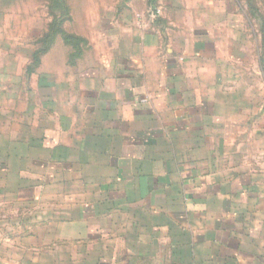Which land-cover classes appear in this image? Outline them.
I'll return each instance as SVG.
<instances>
[{
	"label": "crops",
	"instance_id": "0c3cea01",
	"mask_svg": "<svg viewBox=\"0 0 264 264\" xmlns=\"http://www.w3.org/2000/svg\"><path fill=\"white\" fill-rule=\"evenodd\" d=\"M86 4L0 36V264H264V0Z\"/></svg>",
	"mask_w": 264,
	"mask_h": 264
},
{
	"label": "rangeland",
	"instance_id": "374dc122",
	"mask_svg": "<svg viewBox=\"0 0 264 264\" xmlns=\"http://www.w3.org/2000/svg\"><path fill=\"white\" fill-rule=\"evenodd\" d=\"M65 4L66 14L61 10L53 9V0H0V36L1 38L5 36L9 37L12 30L15 29L17 36L23 34L30 26H32L33 32L38 33L40 29L46 30L49 28L52 19L61 20V25L67 26L68 29H84L83 27H78L76 25L77 19H80L79 15L82 14L80 10L84 5H87V0H62ZM234 2L236 0H233ZM240 4L249 5L250 9H255V4L263 3V0H237ZM84 4V5H83ZM252 5V7H251ZM242 8V7H241ZM4 12H9L10 18L13 20L5 21L4 25L1 24V15ZM63 15H62V14ZM255 19L257 21V29L259 27L263 30V10H258V8L253 12ZM87 14V11H84L83 15ZM73 21V22H72ZM75 21V23H74ZM259 26V27H258ZM15 27V28H13ZM259 34V33H258Z\"/></svg>",
	"mask_w": 264,
	"mask_h": 264
},
{
	"label": "trees",
	"instance_id": "16d2710c",
	"mask_svg": "<svg viewBox=\"0 0 264 264\" xmlns=\"http://www.w3.org/2000/svg\"><path fill=\"white\" fill-rule=\"evenodd\" d=\"M53 1H54L53 3L54 10H61L63 12L66 10L65 4L62 0H53ZM63 14H66V12H64ZM60 18L61 19L59 20H57L56 18H54L55 20L52 19V22L50 23L49 28H48L49 31L42 40L44 46L48 47L51 44V42L53 41V37L56 33H61L64 41L67 44H70L72 46H77V43H79L81 40L78 37L74 35L66 34L65 32L61 30L60 24L62 23L61 20L63 18L62 17Z\"/></svg>",
	"mask_w": 264,
	"mask_h": 264
},
{
	"label": "built area",
	"instance_id": "2783aa9c",
	"mask_svg": "<svg viewBox=\"0 0 264 264\" xmlns=\"http://www.w3.org/2000/svg\"><path fill=\"white\" fill-rule=\"evenodd\" d=\"M155 11L158 12V9H155V10H153V11L151 12V15H152V16L155 15Z\"/></svg>",
	"mask_w": 264,
	"mask_h": 264
}]
</instances>
